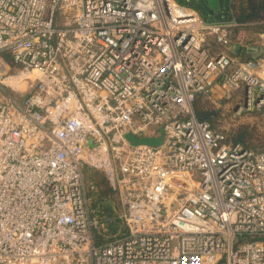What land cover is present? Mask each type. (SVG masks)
<instances>
[{
  "label": "built area",
  "instance_id": "built-area-1",
  "mask_svg": "<svg viewBox=\"0 0 264 264\" xmlns=\"http://www.w3.org/2000/svg\"><path fill=\"white\" fill-rule=\"evenodd\" d=\"M237 1L216 20L198 0H0V264H264V149L194 109L264 105V51L223 49ZM88 172L124 225L102 244Z\"/></svg>",
  "mask_w": 264,
  "mask_h": 264
},
{
  "label": "rangeland",
  "instance_id": "rangeland-1",
  "mask_svg": "<svg viewBox=\"0 0 264 264\" xmlns=\"http://www.w3.org/2000/svg\"><path fill=\"white\" fill-rule=\"evenodd\" d=\"M226 2L227 0H221L222 9L226 6ZM253 3L254 9H248L249 12H252L251 15L253 14V16H251L248 21L243 22L244 25L234 28L231 31L232 42L237 43L236 46L234 49L223 48L225 51L234 52L242 58H249L252 56V54L249 53V50H246V48L244 49L243 46H257L260 51H264V6L262 8L255 7L257 4H264V0H253ZM194 5L198 6L204 16L209 19H214V14L206 0H198V3H194ZM223 20H227V18L224 17ZM210 45L215 51L218 50L217 48L219 46H217L213 40L210 41ZM241 47H243L242 50H240ZM20 73V68H13L12 66V76L18 78ZM36 76V73L30 74L32 80H34ZM15 89L16 91L13 93L16 96L21 97L28 93L29 86L23 81L18 83V85L16 84ZM256 93L257 91H255L254 98L257 96ZM196 109L198 113L211 114L210 122L213 124L212 126L216 132L224 134L228 140L237 141L250 149H264V105L258 106L255 102H252L250 106L244 99L215 101L214 98L210 99L207 97H201L195 106V110ZM126 137L127 140L134 145L141 143L158 146L162 144L163 141L162 136L146 139L141 138V136L127 134ZM89 175L92 176L94 174L90 172ZM96 179L98 182V191L95 193L90 191V206L92 208V204H94L95 201H97V205L101 203L102 205L107 204V210L108 212H111V216H113V221L110 224L105 225L94 232L95 240L102 244L121 236L124 232V225L118 217V212L114 211V209L118 211L117 199L113 198L111 195L113 192L104 175L96 173ZM91 181H93V179L87 176L86 185L89 186ZM99 209L103 208L99 206Z\"/></svg>",
  "mask_w": 264,
  "mask_h": 264
},
{
  "label": "trees",
  "instance_id": "trees-1",
  "mask_svg": "<svg viewBox=\"0 0 264 264\" xmlns=\"http://www.w3.org/2000/svg\"><path fill=\"white\" fill-rule=\"evenodd\" d=\"M248 1V2H247ZM248 6V7H247ZM264 6V4H257V6H255V7H259V8H262ZM234 7H235V18H236V20L238 21V22H240V23H243V22H246V21H248L250 18H251V16H253V14L251 15V11L249 12L248 11V9H254V3H253V0H239V1H237V3L234 5ZM195 8H197V9H199L198 8V6H195ZM226 9H228V0H227V2H226V6L225 7H223V10H226ZM213 13V12H212ZM231 18V17H230ZM201 97H198L197 98V101H196V104H197V102L199 101V99H200ZM196 104H195V106H196ZM195 106H194V109H195ZM195 113H196V116L199 118V119H201V120H205V121H208V122H210V116H211V114H209V113H198L197 112V109L195 110ZM211 123V122H210ZM212 124V123H211ZM213 125V124H212ZM228 141H230V140H228ZM230 142H235V143H239V142H237V141H230ZM244 146V145H243ZM246 147V146H245ZM248 148V147H247ZM89 173L90 172H88L87 174H86V176L85 177H87V176H89V177H91V179H93V181H91V182H94L95 181V183L97 184L98 182H97V179H96V173H94V172H92L94 175H92V176H90L89 175ZM86 179V178H85ZM89 185H91V183L89 184ZM112 196H113V198H116V195L114 194V193H112L111 194ZM117 199V198H116ZM96 202L97 201H95L94 202V204H92L93 205V207L92 208H99V206H101V208H103V209H101L103 212L102 213H105V214H111V212H108V210H107V208H108V206H107V204L106 205H102V203L101 204H96ZM117 204H118V201H117ZM96 206V207H95ZM105 207H106V209H105ZM107 210V211H106Z\"/></svg>",
  "mask_w": 264,
  "mask_h": 264
},
{
  "label": "water",
  "instance_id": "water-1",
  "mask_svg": "<svg viewBox=\"0 0 264 264\" xmlns=\"http://www.w3.org/2000/svg\"><path fill=\"white\" fill-rule=\"evenodd\" d=\"M206 2L214 14V19L223 20L224 17L223 13L221 12V0H206ZM262 96L263 94L257 95L254 99L255 103H258Z\"/></svg>",
  "mask_w": 264,
  "mask_h": 264
},
{
  "label": "crops",
  "instance_id": "crops-1",
  "mask_svg": "<svg viewBox=\"0 0 264 264\" xmlns=\"http://www.w3.org/2000/svg\"><path fill=\"white\" fill-rule=\"evenodd\" d=\"M240 50H242V49H240Z\"/></svg>",
  "mask_w": 264,
  "mask_h": 264
}]
</instances>
